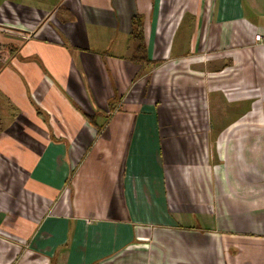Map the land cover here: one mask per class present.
<instances>
[{
  "label": "crops",
  "instance_id": "obj_1",
  "mask_svg": "<svg viewBox=\"0 0 264 264\" xmlns=\"http://www.w3.org/2000/svg\"><path fill=\"white\" fill-rule=\"evenodd\" d=\"M0 264H264V0H0Z\"/></svg>",
  "mask_w": 264,
  "mask_h": 264
},
{
  "label": "trees",
  "instance_id": "obj_2",
  "mask_svg": "<svg viewBox=\"0 0 264 264\" xmlns=\"http://www.w3.org/2000/svg\"><path fill=\"white\" fill-rule=\"evenodd\" d=\"M133 43H134V59L138 63L145 64L149 63V59L147 56V48L145 45L143 30L141 20L136 18L134 20V31H133ZM92 122L95 121L94 117H88Z\"/></svg>",
  "mask_w": 264,
  "mask_h": 264
},
{
  "label": "built area",
  "instance_id": "obj_3",
  "mask_svg": "<svg viewBox=\"0 0 264 264\" xmlns=\"http://www.w3.org/2000/svg\"><path fill=\"white\" fill-rule=\"evenodd\" d=\"M261 39H262L261 35H257V36H256V40H257V41H260Z\"/></svg>",
  "mask_w": 264,
  "mask_h": 264
}]
</instances>
